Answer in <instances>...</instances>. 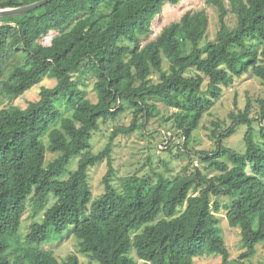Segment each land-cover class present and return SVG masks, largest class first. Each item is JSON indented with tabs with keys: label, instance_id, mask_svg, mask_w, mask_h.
Listing matches in <instances>:
<instances>
[{
	"label": "trees",
	"instance_id": "16d2710c",
	"mask_svg": "<svg viewBox=\"0 0 264 264\" xmlns=\"http://www.w3.org/2000/svg\"><path fill=\"white\" fill-rule=\"evenodd\" d=\"M37 1L0 0V9ZM179 1L52 0L0 18V104L45 78L56 82L41 87L39 99L26 108L0 110V264H79L76 255L58 261L52 251L39 248L64 233L76 237L78 252L89 264H194L203 255H219L222 264H244L257 244L264 245V125L254 130L249 101L243 111L229 115L228 129L214 124V152L195 153L200 164H207L203 169L189 160L175 176L155 173L154 181L132 175L121 179L119 188L112 185L115 137L143 131L160 116L157 103L172 111L162 121L172 120L183 141L176 152L185 154L229 76L251 72L264 85V0H230L229 10L220 0H207L218 13L219 28L203 47L209 25L204 10L186 12L143 46L163 5ZM228 13L236 18L233 28L226 24ZM50 32H55L50 44L40 43ZM88 76L95 81L96 102L81 88ZM259 103L261 122L264 100ZM127 109L131 125L112 128L106 147L94 153L92 135L100 123ZM240 126L246 127L243 153L223 145ZM47 153L56 157L46 163ZM73 157H79L77 166L63 178ZM105 160V190L93 199L88 170ZM212 170L216 174L205 173ZM50 194L55 201L46 209ZM222 197L228 199L223 206L217 201ZM28 202L33 217L42 212V219L33 221L21 239ZM222 209L229 227L240 229L245 251L235 261H229L219 227Z\"/></svg>",
	"mask_w": 264,
	"mask_h": 264
},
{
	"label": "rangeland",
	"instance_id": "374dc122",
	"mask_svg": "<svg viewBox=\"0 0 264 264\" xmlns=\"http://www.w3.org/2000/svg\"><path fill=\"white\" fill-rule=\"evenodd\" d=\"M224 7L230 9V0H220ZM206 11L209 19V25L205 37L200 43V47H203L206 43L215 40L216 33L218 32V13L215 8L207 4V0H180L176 6L170 4H164L162 10L158 16H156L151 23L152 33L149 37L142 39V45H146L150 41L154 40L161 32V30L171 23L178 22L186 12ZM226 24L229 28H233L236 25V18L233 14L228 13L225 18ZM55 35V32L41 39L40 43L43 45H49L51 38ZM189 45L185 52L189 50ZM187 50V51H186ZM168 61L164 60L162 69L168 70ZM188 76L194 74L189 73ZM78 76V75H77ZM203 77V76H202ZM76 78V76H75ZM154 80L157 79V75L152 76ZM231 80H228L227 86L221 87V98L215 103L214 107L204 113L199 127L192 134V139L188 146V150L184 151L185 154H178L177 146L182 144V139L177 137V132H173L172 120L169 122H163L162 119L167 115H171L172 111L166 109L161 103H157L156 106L160 110V116L151 119L146 125L143 131H138L130 136L118 135L115 137L112 151H111V163L114 168V174L112 176V185L115 188H119L121 179L136 175L138 177L149 176L155 179L154 174L160 173L164 176H175L178 174L183 166H185L189 160L193 161L192 166L198 169H203L207 164H200L196 158V152H214L215 143L210 140L211 131L214 130V124L218 123L221 131L226 130L232 124V119L229 117L231 113H237L243 111L247 102L250 104V118L253 120L252 126L257 131L259 124L264 125V120L259 122L258 117L260 113L259 100H264V85L256 79L251 72L244 74L240 77L229 76ZM84 80V85L81 86L85 90L86 97L91 102H96L95 92L93 90L94 79L87 77ZM56 84L55 80L45 78L40 84L32 87L22 96L12 99H1L0 110L9 107H18L24 109L29 102H34L39 99V92L41 87L51 88ZM207 80H205L202 89L205 90ZM132 115L130 110H126L116 120H109L107 123H100V130L94 132L92 135V151L94 153L104 149L108 143V137L112 128L115 126L129 127L131 125ZM246 130L245 126H240L236 129L235 133L229 138L223 141V145L234 149L236 152H244L243 136ZM165 133V136L163 134ZM164 136V137H163ZM173 137L170 140V145L166 138ZM258 135H256V141H258ZM47 143V142H46ZM167 143L171 148V153L166 149ZM180 147V146H179ZM163 148L164 150H159ZM56 157L55 154L47 153L45 162L52 161ZM79 157H73L67 166V172L63 178H66L68 172L73 171L77 166ZM108 165L106 160L98 165L89 168L88 170V184L93 195V199H97L104 193V185L102 179L107 173ZM206 174L214 175L215 171H205ZM215 200L214 197L211 198ZM55 198L52 194L48 196L46 209L52 206ZM221 206L228 202L225 197L217 199ZM33 206L30 202L27 204V211L23 217V223L20 227L21 239L28 232V226L33 222H40L42 219V212L33 217ZM219 219V227L221 229L224 242L228 249L229 261H235L245 251L241 243V235L239 228H231L228 225L226 219V211L221 210L217 214ZM34 218V219H33ZM40 249L52 251L58 261H64L69 255H76L79 264H89L90 260L84 254L78 252V240L72 234L64 233L62 237H51L47 242L42 243L39 246ZM11 250V249H10ZM133 257L135 256L132 253ZM244 264H264V245L259 243L255 246L254 254L243 260ZM194 264H222L221 257L219 255H203L194 260Z\"/></svg>",
	"mask_w": 264,
	"mask_h": 264
},
{
	"label": "water",
	"instance_id": "95a60500",
	"mask_svg": "<svg viewBox=\"0 0 264 264\" xmlns=\"http://www.w3.org/2000/svg\"><path fill=\"white\" fill-rule=\"evenodd\" d=\"M50 1L52 0H40L35 3L22 6V7L0 9V18L9 17V16H17V15L30 12L32 10L40 8L41 6L49 3Z\"/></svg>",
	"mask_w": 264,
	"mask_h": 264
}]
</instances>
